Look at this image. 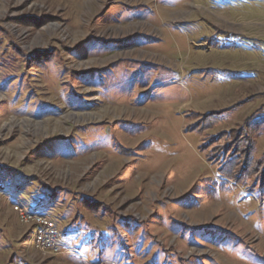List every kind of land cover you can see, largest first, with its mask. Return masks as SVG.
<instances>
[{
  "label": "rangeland",
  "instance_id": "374dc122",
  "mask_svg": "<svg viewBox=\"0 0 264 264\" xmlns=\"http://www.w3.org/2000/svg\"><path fill=\"white\" fill-rule=\"evenodd\" d=\"M0 264H264V0H0Z\"/></svg>",
  "mask_w": 264,
  "mask_h": 264
},
{
  "label": "built area",
  "instance_id": "2783aa9c",
  "mask_svg": "<svg viewBox=\"0 0 264 264\" xmlns=\"http://www.w3.org/2000/svg\"><path fill=\"white\" fill-rule=\"evenodd\" d=\"M18 210V207H16ZM22 218H29L35 222L34 228V247L40 252H48L53 255L60 252L62 246L61 234L55 224H53L47 217L38 214H32L26 211ZM26 219V220H27Z\"/></svg>",
  "mask_w": 264,
  "mask_h": 264
},
{
  "label": "trees",
  "instance_id": "16d2710c",
  "mask_svg": "<svg viewBox=\"0 0 264 264\" xmlns=\"http://www.w3.org/2000/svg\"><path fill=\"white\" fill-rule=\"evenodd\" d=\"M221 158V157H220ZM224 158H221V160H223Z\"/></svg>",
  "mask_w": 264,
  "mask_h": 264
}]
</instances>
